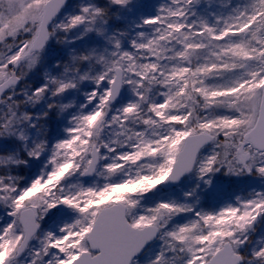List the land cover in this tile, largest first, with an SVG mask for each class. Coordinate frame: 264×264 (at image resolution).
<instances>
[{
    "label": "snow or ice",
    "instance_id": "obj_1",
    "mask_svg": "<svg viewBox=\"0 0 264 264\" xmlns=\"http://www.w3.org/2000/svg\"><path fill=\"white\" fill-rule=\"evenodd\" d=\"M0 264H264V0H0Z\"/></svg>",
    "mask_w": 264,
    "mask_h": 264
}]
</instances>
